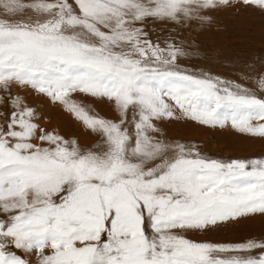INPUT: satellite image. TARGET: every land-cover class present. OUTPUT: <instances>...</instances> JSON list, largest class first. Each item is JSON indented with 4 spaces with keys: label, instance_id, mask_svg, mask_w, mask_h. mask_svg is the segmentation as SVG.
I'll return each mask as SVG.
<instances>
[{
    "label": "snow or ice",
    "instance_id": "6c2138e0",
    "mask_svg": "<svg viewBox=\"0 0 264 264\" xmlns=\"http://www.w3.org/2000/svg\"><path fill=\"white\" fill-rule=\"evenodd\" d=\"M74 3L0 0L4 14L18 18H0V85L10 92L12 81L31 84L104 137L94 151L70 145L39 129L34 110L13 99L15 109L0 127V208L18 211L0 220V264H27L8 244L36 250L41 264H264V255L228 261L213 255L264 248L254 241L197 243L171 231L264 213V160H209L149 134L158 131L153 120L179 108L203 124L231 121L241 132L264 136V98L231 81L175 70L182 51L173 48L165 58V49L135 26L148 18L203 20L200 10L215 0ZM259 83L264 89V79ZM76 91L114 99L123 118L89 115L70 99ZM130 107L133 120L139 116L134 144L122 128Z\"/></svg>",
    "mask_w": 264,
    "mask_h": 264
},
{
    "label": "rangeland",
    "instance_id": "374dc122",
    "mask_svg": "<svg viewBox=\"0 0 264 264\" xmlns=\"http://www.w3.org/2000/svg\"><path fill=\"white\" fill-rule=\"evenodd\" d=\"M24 3L34 0H23ZM54 3L56 0H46ZM74 8V0H68ZM147 2V0H143ZM205 19H193L182 23L172 20L148 18L136 22L152 44H158L165 49L164 57L171 59L169 52L178 48L182 54H177L172 62L175 70L198 78H220L242 85L243 88L264 98V89L260 81L264 79V5L246 4L243 0H215V6L200 10ZM0 18L7 17L0 6ZM107 31V29H102ZM11 95V98H9ZM19 97L20 108L34 110L32 121L43 129L63 137L65 141L75 142L82 150H97L103 145L104 137L99 131L85 125L60 101L53 100L45 93L39 92L31 84L10 83V92L0 85V127H5L10 111L15 109L13 99ZM70 99L84 107L89 115L119 123L123 118L114 99L93 97L90 94L76 91L70 94ZM169 103H172L169 101ZM130 107L122 128H127L135 141V122L138 114ZM157 132L149 134L169 144H182L192 148L203 158L219 162L232 160L251 161L264 160V136L241 132L234 128L231 121L223 126L219 124H203L187 117L179 108L174 109L172 117L153 120ZM253 124L262 123L253 120ZM41 133L37 130L36 135ZM33 143L49 146L47 142L34 139ZM54 147V146H53ZM12 213H5L0 208V220H6ZM146 233L151 236L152 229L146 223ZM173 233L197 243L215 245H238L254 241L264 245V213L255 212L247 215L217 221L201 228H176ZM102 239H106L103 237ZM77 247L83 246L77 242ZM7 250L22 257L27 264H41V255L36 250L17 249L12 244ZM51 247L45 249V254H52ZM217 259H247L259 258L264 255V248L257 247L245 250H228L214 252Z\"/></svg>",
    "mask_w": 264,
    "mask_h": 264
}]
</instances>
